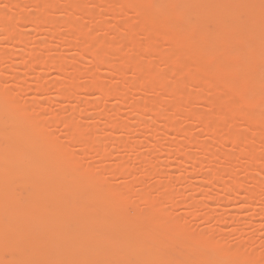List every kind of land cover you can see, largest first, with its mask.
I'll use <instances>...</instances> for the list:
<instances>
[{
  "label": "bare ground",
  "instance_id": "obj_1",
  "mask_svg": "<svg viewBox=\"0 0 264 264\" xmlns=\"http://www.w3.org/2000/svg\"><path fill=\"white\" fill-rule=\"evenodd\" d=\"M0 264H264V0H0Z\"/></svg>",
  "mask_w": 264,
  "mask_h": 264
},
{
  "label": "rangeland",
  "instance_id": "obj_2",
  "mask_svg": "<svg viewBox=\"0 0 264 264\" xmlns=\"http://www.w3.org/2000/svg\"><path fill=\"white\" fill-rule=\"evenodd\" d=\"M178 211H179V210H177L176 215H177V214H179V215H182V214H183L181 210L179 211V212H181V213H178Z\"/></svg>",
  "mask_w": 264,
  "mask_h": 264
}]
</instances>
